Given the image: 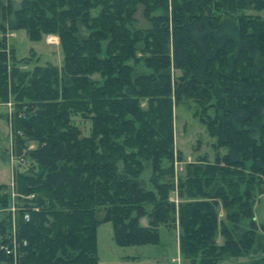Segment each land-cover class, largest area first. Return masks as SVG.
I'll return each instance as SVG.
<instances>
[{"label": "trees", "instance_id": "obj_1", "mask_svg": "<svg viewBox=\"0 0 264 264\" xmlns=\"http://www.w3.org/2000/svg\"><path fill=\"white\" fill-rule=\"evenodd\" d=\"M170 1V15L168 0L0 1V103L12 102L13 150L31 161L14 176L16 208L0 214V264H98L105 222L122 247L156 243L159 226L177 224L190 264L248 255L259 258L235 264H264L254 215L264 194V18L247 14L264 0ZM8 31L57 36L61 66L22 68ZM183 100L226 153L186 164L175 185L173 104ZM74 118L90 122L88 134ZM10 190L0 183V210Z\"/></svg>", "mask_w": 264, "mask_h": 264}, {"label": "rangeland", "instance_id": "obj_2", "mask_svg": "<svg viewBox=\"0 0 264 264\" xmlns=\"http://www.w3.org/2000/svg\"><path fill=\"white\" fill-rule=\"evenodd\" d=\"M0 1L5 2L7 0ZM14 1L19 3L21 0ZM168 2V15H170L171 1L168 0ZM156 13H160V11ZM249 13L264 18V10H249L247 14ZM136 18L139 26L146 25L142 16V8H139L137 11ZM6 38L8 48L14 50L13 52L17 59L21 60L20 66L24 69H31L35 65L45 66L52 64L61 66L62 64L63 51L59 38L55 35H46L39 41H32L28 38L25 31H8ZM104 47L105 44H103ZM12 110V102L7 104L0 103V183H10V185L13 184L14 176L17 172H28L31 168V161L27 158H19L13 150L15 146L13 130L10 121H8ZM197 112L199 113L196 110L195 104L190 100H183L173 104L175 147V176L173 182L175 185H177V178L184 175L186 164L196 162L199 158H205L209 162H214L217 156L222 157L226 153L225 148L214 149L213 144L216 139L210 135L205 123L200 119V113L198 114ZM207 114L213 116V108H210ZM73 121L83 133H89L90 122L88 120L74 118ZM31 147L32 144L28 146V149H31ZM145 176L148 177V173ZM9 194L11 206L8 209H1L0 214H4L8 210L14 211L16 208L14 204L16 194L13 192V188ZM170 198L176 205L180 202L176 191L172 193ZM254 215L261 229L260 233L264 235V194L255 203ZM140 224L147 226L148 219L146 217L141 218ZM158 231L159 240L156 243L122 247L114 239L111 222L100 224L96 232L98 264H190V261L183 258L179 252L178 225L171 224L169 227L159 226ZM222 242V238L218 235L217 244L220 245ZM257 258H259L257 255L227 257L218 264L250 262Z\"/></svg>", "mask_w": 264, "mask_h": 264}, {"label": "built area", "instance_id": "obj_3", "mask_svg": "<svg viewBox=\"0 0 264 264\" xmlns=\"http://www.w3.org/2000/svg\"><path fill=\"white\" fill-rule=\"evenodd\" d=\"M11 186L13 188V184ZM24 218L27 221L29 219V216L28 215H25ZM14 249H15V241H13V251H14ZM5 251H6L7 254L11 253V250L10 249H6Z\"/></svg>", "mask_w": 264, "mask_h": 264}]
</instances>
